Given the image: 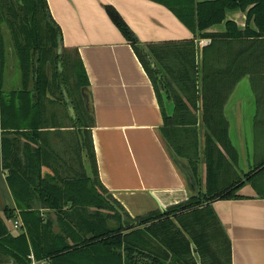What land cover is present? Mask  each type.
I'll return each mask as SVG.
<instances>
[{
  "label": "trees",
  "instance_id": "1",
  "mask_svg": "<svg viewBox=\"0 0 264 264\" xmlns=\"http://www.w3.org/2000/svg\"><path fill=\"white\" fill-rule=\"evenodd\" d=\"M153 1L168 8L193 38L144 47L113 7L106 13L131 45L161 104V93L173 103L171 115L161 106V134L189 165L195 193L164 211L132 217L98 177L90 134L94 121L82 97L88 79L77 50L62 47L58 54L61 31L46 0H0V167L12 198L0 212V264H231L230 241L212 202L245 198L239 190L246 184L264 199V154L260 150L251 169L241 173L223 107L237 82L250 76L258 126L253 139L259 142L264 0ZM238 10L246 15L244 29L226 20L228 12ZM221 23L223 32L208 31ZM198 39L210 40L200 53ZM12 54L17 87H7L5 75L10 63L15 67ZM63 90L75 112V119L68 116L83 135L90 174L64 176L57 151L43 140L51 119L57 126L46 103L55 102L58 93L67 109ZM44 166L53 173L42 172ZM17 215L24 230L14 236L5 219Z\"/></svg>",
  "mask_w": 264,
  "mask_h": 264
},
{
  "label": "crops",
  "instance_id": "2",
  "mask_svg": "<svg viewBox=\"0 0 264 264\" xmlns=\"http://www.w3.org/2000/svg\"><path fill=\"white\" fill-rule=\"evenodd\" d=\"M46 2L51 17L60 28L62 47L77 50L87 75L88 86L82 89V97L94 121L90 134L102 185L132 217L157 209L164 211L188 200L197 189L189 165L176 157L161 134V106L167 115H171L173 103L161 93V104L150 77L107 15L106 7H113L118 12L138 44L144 47L189 40L193 33L168 8L153 0ZM245 19V12L239 10L226 14V20H233L239 29L245 28ZM219 25L221 29L213 26L208 31L223 32L224 23ZM198 40L195 44L200 53L205 45L199 46ZM202 40H207V44L210 41ZM11 67L13 64L10 63L5 72L8 77ZM261 75H264L263 71ZM6 79L7 82L10 80ZM242 80L248 83L246 89L251 93L241 90ZM255 109L251 78L245 76L234 86L223 107L230 139L239 154V164L245 143L253 144V130L258 128ZM258 122L259 127L264 128V122ZM52 123L51 119L43 140L57 151L59 158L60 155L68 158L67 161L60 158L59 172L64 176L67 173L90 174L81 131L77 129V138L71 142L73 128L65 123H57V126ZM74 148L79 150L78 155ZM2 172L4 179L5 172ZM42 172L53 173V170L44 166ZM3 182L7 194L5 205H10L12 198ZM239 194L245 198L212 202L230 241L231 264H264V199L257 198L252 188L246 194Z\"/></svg>",
  "mask_w": 264,
  "mask_h": 264
},
{
  "label": "rangeland",
  "instance_id": "3",
  "mask_svg": "<svg viewBox=\"0 0 264 264\" xmlns=\"http://www.w3.org/2000/svg\"><path fill=\"white\" fill-rule=\"evenodd\" d=\"M216 27H218L219 29H221V25H216ZM73 53L74 52H72V54ZM10 59H11L12 63L14 61L15 67L13 66V67H11L12 69L9 70V76L10 77L6 76L7 78L10 79L8 81L7 87H12V86L13 87H17L19 85V83H20V76H19L17 61H16V58H15V56L13 54L11 55V58ZM68 79H69V83L72 84L73 78L70 77ZM71 87H72V85L70 86V89L72 90ZM240 88H241V90H245V92H247V93H251V91H249V90L246 89V88H249V87H248V83H246L245 80H242L241 81ZM58 96L59 95L57 93L56 96H55V98H54L55 102L46 103L47 110L48 111H51L53 113V115L55 116L54 117L55 118L54 120H56V122L58 123V125L59 124L61 125V123H65L66 124L65 126H68V127H71V128L74 129V130L72 129V133L74 134V138H72V140H71V142H72L73 139H76L77 138L76 137L77 127H73V123H72V121L69 118L68 113H67L68 111H67L65 105L62 104V100ZM230 135L234 139L232 131H230ZM81 137H82V140H83V135L82 134H81ZM71 142H70V144H71ZM252 143L253 144L250 145L248 142H246L245 143V146H244V149H243L244 150V153L243 154H240V168H241V173L242 172L243 173L244 172L247 173L251 169V167L253 165V162L256 159L255 156H256V154L259 153L260 150H262L261 153L264 154V135H262V137L259 140V142H256L255 143L254 142V139H253ZM248 144H249V146H248ZM252 146H253V148H252ZM259 147H260V149H259ZM77 148H74V153L76 155H78V152H79V150H77ZM256 149H257V151H256ZM240 150H241V148H240ZM252 152H253V155L250 154ZM60 158H63L64 161H67L68 160V158L65 157V155H62V156L60 155ZM3 180H4L3 179V172H2V169L0 167V212L2 211L1 208L3 206H5V203H7L6 200H5V198L7 197V194L5 192V188H4L5 187V184H4ZM250 187H251L250 185H247L246 184L244 187H242L239 190V192L240 193H243V194H246L252 188V187L251 188ZM5 221H6V223L9 226L10 233L12 235H14V236L19 235V232H15V231L11 230L9 220L5 219ZM23 229H24V227H23Z\"/></svg>",
  "mask_w": 264,
  "mask_h": 264
},
{
  "label": "built area",
  "instance_id": "4",
  "mask_svg": "<svg viewBox=\"0 0 264 264\" xmlns=\"http://www.w3.org/2000/svg\"><path fill=\"white\" fill-rule=\"evenodd\" d=\"M207 40H202V39H199L198 40V45L199 46H204L207 44ZM9 223H10V228L11 230L15 231V232H21L23 231V222L22 220L20 219V217L17 215V217H15L14 219H11L9 220ZM34 264V263H33Z\"/></svg>",
  "mask_w": 264,
  "mask_h": 264
},
{
  "label": "water",
  "instance_id": "5",
  "mask_svg": "<svg viewBox=\"0 0 264 264\" xmlns=\"http://www.w3.org/2000/svg\"><path fill=\"white\" fill-rule=\"evenodd\" d=\"M61 50H62V45L59 44V47H58V50H57L58 54L61 53ZM63 95H64L65 102L67 103V110H68L70 116H71L73 119H75V112H74V109H73V107H72V105H71V103H70V99L68 98V96H67L65 90H63Z\"/></svg>",
  "mask_w": 264,
  "mask_h": 264
}]
</instances>
